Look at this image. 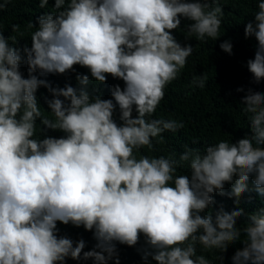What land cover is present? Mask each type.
I'll return each mask as SVG.
<instances>
[{
  "label": "clouds",
  "instance_id": "clouds-1",
  "mask_svg": "<svg viewBox=\"0 0 264 264\" xmlns=\"http://www.w3.org/2000/svg\"><path fill=\"white\" fill-rule=\"evenodd\" d=\"M10 2L0 3V10ZM47 5L39 0L40 8ZM222 5L221 0H54V12L27 25L36 29L31 47L23 49L28 78L20 71V49L12 46L16 37L0 30V264H64L67 257L119 264L114 242L135 246L141 234L146 262L151 257L156 264H211L197 255L198 246L225 252L241 241L232 264H264V207L247 214L221 207L215 217L201 215L215 203L213 193L236 197L237 204L249 191L264 196V94L249 88L241 98L242 111L250 114V136L203 150L185 145L178 159L175 153L136 156L141 148L152 149L153 138L163 143L165 131L184 128L183 121L152 118L166 86L193 52L172 30L185 18L191 21L186 40H216ZM257 6L244 36L258 42L247 61L258 83L264 78V0ZM19 27L12 25L13 31ZM219 46L232 54L229 40ZM77 64L95 81L106 82V74L122 79L123 89L114 85L112 99H102L90 95L89 75H77L79 88L52 87L32 75L64 74ZM206 79L194 77L193 83L203 88ZM41 86L52 95L45 102L53 118L40 110ZM116 106L120 124L113 119ZM37 119L65 135L34 138ZM185 164L190 176L177 175ZM226 182L232 185L229 193ZM241 216H246L242 227ZM57 222L92 231L93 250L82 253L83 239L73 246L72 239L58 237Z\"/></svg>",
  "mask_w": 264,
  "mask_h": 264
},
{
  "label": "trees",
  "instance_id": "trees-1",
  "mask_svg": "<svg viewBox=\"0 0 264 264\" xmlns=\"http://www.w3.org/2000/svg\"><path fill=\"white\" fill-rule=\"evenodd\" d=\"M259 0H221L223 18L220 28V36L216 40L205 38L207 43L197 41L195 37L185 39L187 34V24L191 21L181 18L179 29L172 30V34L181 46L186 44L193 47L192 54L187 58L185 67L181 70L178 78L173 80L165 88V97L157 107L153 119L176 120L183 121L184 128L176 132L165 131L164 142L158 143L159 138H153L152 149L141 148L136 152L137 159L141 155L150 157L168 156L175 153L176 159L185 151V145L196 147L203 150L207 144L217 143L221 140L236 142L246 135L250 136V122L248 115L245 114L241 105V98L246 95L247 90L251 88L253 91H259L264 94V78L258 83L255 82L253 75L247 68V61L254 58L257 47V41L254 36L245 38L244 27L248 22L254 21V14L258 11ZM4 3V0H0ZM54 0H48L45 8L39 7V0H11L6 7L0 10V30L3 31L5 37H16L13 47L20 49L21 62L20 71L25 78H28L29 71L26 64V53L23 49L31 47V35L36 30L28 28L29 22L34 26L38 24L37 17L54 12ZM19 25V31H13L12 25ZM229 40L232 47V54L224 52L220 48V44ZM11 44L12 42L9 41ZM78 74L89 75L90 83L87 86L90 95H99L102 99H112L110 90L114 85H119L122 89L124 81L114 78L110 74H106V82L95 81L87 67L74 65L73 70H69L64 74H46L41 75L39 70L32 73L40 79L50 82L52 87L63 88L65 85L79 88L77 80ZM207 77L203 88L193 83V78ZM243 88L244 91H237ZM37 101L40 110L44 116L52 117V113L45 102V97L52 98V95L46 88L41 86L36 92ZM60 99H64L60 97ZM115 103V101H113ZM133 110L132 116H136ZM119 107L113 113V119L117 124L122 123L119 119ZM36 139H43L46 136L60 138L65 135L60 130L46 128L37 119ZM196 141L197 143H193ZM178 171L177 175L185 174L190 176V168ZM252 178H249V188L251 189ZM232 185L225 183V193L231 192ZM215 203L209 207L201 215L211 214L215 217V213L222 207L224 211L231 212L237 208L242 209L244 213H252L257 209L264 207V196L258 195L255 191H249L239 197V203H234L236 197L228 195H220L213 193ZM246 216L237 219V224H241ZM57 236L67 237L75 242L83 239L85 247L83 251L93 250L96 240L93 232L85 230L81 225L79 227L69 224L57 222ZM245 237L242 235L241 239ZM116 243L119 256V264H156L151 257L148 261L142 259L143 248L145 247V239L143 234L135 246H127ZM243 247L241 241L230 244L225 252L219 250L204 251L202 246H198L197 255H204L211 264H232L231 257L237 249ZM81 253V256H82ZM223 257V260L217 257ZM59 264V262H57ZM64 264H93V260L89 258L84 260H74L67 257ZM107 264H115V260L107 261Z\"/></svg>",
  "mask_w": 264,
  "mask_h": 264
}]
</instances>
